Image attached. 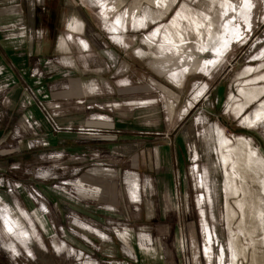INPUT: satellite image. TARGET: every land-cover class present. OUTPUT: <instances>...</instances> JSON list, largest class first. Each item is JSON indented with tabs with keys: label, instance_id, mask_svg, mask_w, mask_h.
Returning <instances> with one entry per match:
<instances>
[{
	"label": "rangeland",
	"instance_id": "374dc122",
	"mask_svg": "<svg viewBox=\"0 0 264 264\" xmlns=\"http://www.w3.org/2000/svg\"><path fill=\"white\" fill-rule=\"evenodd\" d=\"M0 264H264V0H0Z\"/></svg>",
	"mask_w": 264,
	"mask_h": 264
},
{
	"label": "crops",
	"instance_id": "0c3cea01",
	"mask_svg": "<svg viewBox=\"0 0 264 264\" xmlns=\"http://www.w3.org/2000/svg\"><path fill=\"white\" fill-rule=\"evenodd\" d=\"M11 32H10V35H13L14 34V32H20L21 34H24V29L23 28H19V29H17V30H15V31H13V30H10ZM2 42V41H1ZM4 42V47H8L7 45H8V43H5V41H3ZM3 42H2V46H3ZM72 85H75V88H74V86H72V89H71V87H70V90L69 91H67L66 93L68 94L69 92L70 93H72V94H70V95H74L75 96V94H74V92L73 91H77V89L79 88L78 86V84H72ZM82 92H85V91H82ZM78 94H80V92H78ZM20 104V103H19ZM23 105V104H22ZM24 106L25 107H23L22 106V109H25L26 111H29L30 109L27 107V105H26V103H24ZM34 108V107H33Z\"/></svg>",
	"mask_w": 264,
	"mask_h": 264
},
{
	"label": "flooded vegetation",
	"instance_id": "af4514ba",
	"mask_svg": "<svg viewBox=\"0 0 264 264\" xmlns=\"http://www.w3.org/2000/svg\"><path fill=\"white\" fill-rule=\"evenodd\" d=\"M97 1H101V0H97ZM83 30L85 31V36H87V41H88V43L90 44V41L93 39L94 41H95V39H98L97 37L94 39V38H92V37H90V36H88V34L87 33H89V34H91V32H93L92 31V28H90V27H88V26H86L85 24H83ZM97 41V40H96ZM95 41V42H96Z\"/></svg>",
	"mask_w": 264,
	"mask_h": 264
},
{
	"label": "built area",
	"instance_id": "2783aa9c",
	"mask_svg": "<svg viewBox=\"0 0 264 264\" xmlns=\"http://www.w3.org/2000/svg\"><path fill=\"white\" fill-rule=\"evenodd\" d=\"M30 119H31V122H33L34 124L37 123V119L35 118V116H31Z\"/></svg>",
	"mask_w": 264,
	"mask_h": 264
},
{
	"label": "trees",
	"instance_id": "16d2710c",
	"mask_svg": "<svg viewBox=\"0 0 264 264\" xmlns=\"http://www.w3.org/2000/svg\"><path fill=\"white\" fill-rule=\"evenodd\" d=\"M242 129H243V128H242ZM243 131H244V132H247V130H246L245 128L243 129Z\"/></svg>",
	"mask_w": 264,
	"mask_h": 264
},
{
	"label": "bare ground",
	"instance_id": "6f19581e",
	"mask_svg": "<svg viewBox=\"0 0 264 264\" xmlns=\"http://www.w3.org/2000/svg\"><path fill=\"white\" fill-rule=\"evenodd\" d=\"M262 110V109H261ZM83 189V188H82ZM86 188H84V190H85ZM87 192H88V190H86ZM89 193V192H88ZM55 239V238H54Z\"/></svg>",
	"mask_w": 264,
	"mask_h": 264
}]
</instances>
